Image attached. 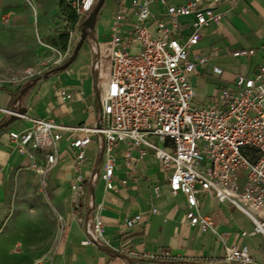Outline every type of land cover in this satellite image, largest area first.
I'll return each instance as SVG.
<instances>
[{"label":"crops","instance_id":"crops-1","mask_svg":"<svg viewBox=\"0 0 264 264\" xmlns=\"http://www.w3.org/2000/svg\"><path fill=\"white\" fill-rule=\"evenodd\" d=\"M75 1L0 0V27L3 26L1 20L7 19L25 38L35 35L40 39L45 35L68 33L66 41L60 38L61 47H65L70 56L79 38L76 32L80 35L85 17L75 14ZM183 1L169 0L172 3ZM120 4L128 7L130 0H103L91 35L83 40L75 58L65 68L53 69L64 61L53 65L45 77L37 79L22 94L20 88L25 82L12 83L9 78H0V108L16 105L34 117H50L65 127H93L100 113L94 80L96 77L100 80L106 78L108 62L102 61L95 73L92 45L108 41V27ZM151 9L158 18L168 21L157 4L153 3ZM216 10L223 13L220 21L202 26L198 41L188 46L189 59L207 58L204 64L196 63L190 75L195 92L193 101L200 105L215 103L220 88L233 86L235 74L252 75L264 65V0H220ZM131 18L127 14L126 20ZM192 20V15L178 17L182 25L178 34L180 41H185L192 32ZM243 49L252 52L233 54ZM213 65L220 67L221 72L215 73ZM60 89L69 91L72 98L63 99ZM7 117L0 110V121ZM28 124L27 120L19 118L0 129V235L9 211L15 178L31 170L28 159L12 147L8 131L21 130ZM84 134L85 131L78 129L60 131L56 161L48 171L45 185L40 188L46 195L48 206L61 217L64 226L51 250L37 258L34 264H205L222 257L223 245L215 232L220 233L227 243L246 244L253 258L251 264H264V238L251 233L252 222L246 214L227 201H218L211 191H199L200 212L210 215L214 230L203 231L190 225L185 219L188 209L186 193L170 191L168 176L171 168L162 167L151 151L138 158L137 150L131 147L130 156L126 158L122 145L115 149L113 188L105 189L100 178L92 185L93 201L99 204L107 244L103 247L82 244L85 233L78 218L89 217L90 208L89 203H80L78 207L72 203L70 182L76 170L75 152L69 141ZM88 134L91 142L85 148L82 166L85 178L96 164L101 167L103 163L97 137ZM242 181L241 176L239 184ZM151 207L156 208V212H151ZM253 212L264 219V203ZM135 214L141 215L140 220L126 227L125 220ZM241 231L246 234L241 235ZM167 254L170 258H166Z\"/></svg>","mask_w":264,"mask_h":264},{"label":"built area","instance_id":"built-area-1","mask_svg":"<svg viewBox=\"0 0 264 264\" xmlns=\"http://www.w3.org/2000/svg\"><path fill=\"white\" fill-rule=\"evenodd\" d=\"M95 1L76 0L75 14L86 16ZM219 1L130 0L128 7L120 4L108 27V41L92 45L95 73L102 61L108 62L106 78L94 80L100 113L93 127H65L50 117H34L26 110L20 111L16 105L0 108L6 115L29 122L21 130H9L8 136L12 147L28 159V168L39 178L40 187L45 185L48 171L56 161L60 131L70 128L86 132L69 141L75 152L76 170L70 182L72 203L75 207L89 203L90 208L89 217L78 218L85 233L82 244H107L92 185L100 178L105 189L113 188L115 149L119 145L124 147L126 158L131 147L137 150L138 158L151 151L162 167L171 168L170 191L186 193L185 219L190 225L203 231L214 230L210 215L200 212L198 198L199 191H211L218 201H227L246 214L252 222L251 233L264 238V219L253 212L264 203V65L252 75L235 74L233 86L220 88L215 103L200 105L193 101L190 75L196 63L204 64L207 58L189 59L188 46L198 41L202 26L220 21L223 13L216 10ZM153 3L162 9L167 22L153 13ZM127 14L132 16L129 21ZM182 15L193 16V30L185 41L178 37L182 27L178 17ZM244 52L252 50L233 54ZM66 54L68 58L69 53ZM212 70L221 72L217 65ZM59 94L63 99L72 98L65 89H60ZM88 133L97 137L103 163L101 167L96 164L85 178L82 166L85 148L91 142ZM241 176L243 181L239 184ZM150 211L156 212V208L151 207ZM140 218V214L127 218L125 226H132ZM57 221L61 230L64 225L59 215ZM215 233L223 245L222 257L205 264L253 262L246 244L227 243L220 233ZM245 234L241 231V235Z\"/></svg>","mask_w":264,"mask_h":264},{"label":"rangeland","instance_id":"rangeland-1","mask_svg":"<svg viewBox=\"0 0 264 264\" xmlns=\"http://www.w3.org/2000/svg\"><path fill=\"white\" fill-rule=\"evenodd\" d=\"M1 23L0 78L23 83L40 77L44 71H50L53 65L67 59L59 35L25 38L7 19ZM63 27L66 29L67 25ZM76 37H79L78 32ZM48 203L39 178L32 170L15 178L9 211L1 227L0 264H34L37 258L51 250L60 229L57 214Z\"/></svg>","mask_w":264,"mask_h":264},{"label":"water","instance_id":"water-1","mask_svg":"<svg viewBox=\"0 0 264 264\" xmlns=\"http://www.w3.org/2000/svg\"><path fill=\"white\" fill-rule=\"evenodd\" d=\"M102 3H103V0H96L95 1L94 5L90 9V11L87 13V15L82 20V24H81V27H80V35H79V38H78V40L76 41V43H75V45L73 47L71 55L69 56V58L66 61H64L63 63L59 64L55 69L65 68L75 58L78 50L80 49V47H81V45L83 43V40L89 35V29H92L93 26H94V21H95L96 14L99 11ZM48 72L44 71L40 77H38L36 79L34 78L31 83L26 84L20 90V94H22L24 92V90L27 89L37 79H39L41 77H45ZM19 110L20 111H24L25 109L24 108H19ZM15 119H17V117L15 115H8V117L6 119L0 121V129L5 127V126H7L9 123L14 121Z\"/></svg>","mask_w":264,"mask_h":264},{"label":"trees","instance_id":"trees-1","mask_svg":"<svg viewBox=\"0 0 264 264\" xmlns=\"http://www.w3.org/2000/svg\"><path fill=\"white\" fill-rule=\"evenodd\" d=\"M60 37H61L64 41H66V40H67V37H68V33L62 34ZM56 67H57V66H55L53 69H55ZM33 79H34V78H30V79H28L27 81H25V83L21 85L20 90H21L26 84L31 83V82L33 81Z\"/></svg>","mask_w":264,"mask_h":264}]
</instances>
